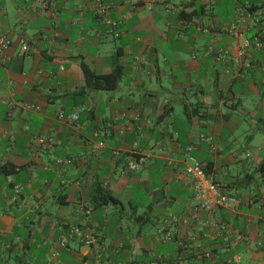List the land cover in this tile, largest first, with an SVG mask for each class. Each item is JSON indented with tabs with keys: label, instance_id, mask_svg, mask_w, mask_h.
<instances>
[{
	"label": "crops",
	"instance_id": "0c3cea01",
	"mask_svg": "<svg viewBox=\"0 0 264 264\" xmlns=\"http://www.w3.org/2000/svg\"><path fill=\"white\" fill-rule=\"evenodd\" d=\"M101 3L0 0V264H264V0ZM189 147L237 210L191 218Z\"/></svg>",
	"mask_w": 264,
	"mask_h": 264
},
{
	"label": "built area",
	"instance_id": "2783aa9c",
	"mask_svg": "<svg viewBox=\"0 0 264 264\" xmlns=\"http://www.w3.org/2000/svg\"><path fill=\"white\" fill-rule=\"evenodd\" d=\"M149 1V0H144ZM99 3V11L98 13H106L107 8L104 7L101 3V0H97ZM112 27L117 29L118 23L114 21L108 22ZM120 34L116 33V37ZM12 45V41L5 36H0V53L6 49H8ZM30 52V43L25 41L21 45V53L27 54ZM62 113H60V117H62ZM70 122H76L78 120V115L73 113L70 118ZM201 141L206 142L215 148L214 138L212 136H201ZM154 151V150H152ZM193 151L192 147H189L186 151L188 160L186 162V172L192 178L193 181V190L198 203L194 205L191 209V218L198 219L202 212L207 213L209 216H212L216 208H224L228 210H237L241 204V200L236 195L228 194L224 192L222 185L211 179L207 176L206 173V165L204 162L192 157L190 154ZM144 161L142 158L140 162ZM59 163H63V161H59ZM139 167V162L131 161L129 163V168L131 170H137ZM22 187H17L15 189V194L19 195L22 192ZM262 195L264 196V185L261 188ZM172 221H177V217L173 216ZM184 223H188V218L184 219ZM223 228L219 224H213V229L217 230ZM82 235V230L77 225L70 226L69 237L74 238L77 236ZM168 239H171V235L169 233L165 234ZM214 238V237H213ZM238 240V239H237ZM236 240V241H237ZM96 240L94 238L88 240V244L94 243ZM224 241L226 243H230L231 241V234L228 233L224 236ZM63 245H66L67 239H63ZM204 257L217 259L218 257L215 256L211 251H208L204 254ZM215 264V263H214Z\"/></svg>",
	"mask_w": 264,
	"mask_h": 264
},
{
	"label": "trees",
	"instance_id": "16d2710c",
	"mask_svg": "<svg viewBox=\"0 0 264 264\" xmlns=\"http://www.w3.org/2000/svg\"><path fill=\"white\" fill-rule=\"evenodd\" d=\"M81 68L90 89L97 91H114L118 88L119 83L123 77V69L116 68L112 73L108 75H98L93 72L88 65L85 63L81 64ZM12 166H6L2 169V172L9 173L12 172ZM97 193L100 198V203L103 205H121V202L114 198L112 194L102 187L97 188Z\"/></svg>",
	"mask_w": 264,
	"mask_h": 264
},
{
	"label": "rangeland",
	"instance_id": "374dc122",
	"mask_svg": "<svg viewBox=\"0 0 264 264\" xmlns=\"http://www.w3.org/2000/svg\"><path fill=\"white\" fill-rule=\"evenodd\" d=\"M258 139H260V137H258ZM243 167L242 165H234L230 170H228L227 168H224V173H228V171L231 172V176H234L235 178H240V179H244L245 177V172L244 170H242ZM254 171L252 168V164H249L248 170H246L247 173H250ZM260 180H262V178H260Z\"/></svg>",
	"mask_w": 264,
	"mask_h": 264
}]
</instances>
